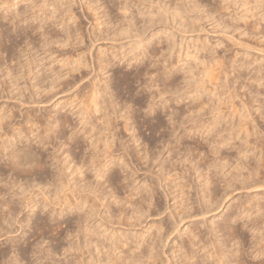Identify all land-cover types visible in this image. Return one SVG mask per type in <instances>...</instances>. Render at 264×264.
<instances>
[{"label": "rangeland", "instance_id": "1", "mask_svg": "<svg viewBox=\"0 0 264 264\" xmlns=\"http://www.w3.org/2000/svg\"><path fill=\"white\" fill-rule=\"evenodd\" d=\"M93 1H95V0H0V37H1L0 38V45H2V46H0V48H1L0 49V52H1L0 53V68H1L0 69V85H1V82H3L2 85L0 86L3 89L2 90L0 88V95H1L0 96V114L2 115V116L1 115L0 116H1V118H3L5 120V119H7V117L10 116V114L15 113V114H13L15 116L12 115L13 119L15 121L12 120L11 116H10L11 120L9 119L10 121L5 120V122L7 121L5 124L8 125V127H9L8 129L6 128L7 130L5 132L7 134V137H8V135H10L9 137H11L14 133V130L19 129L18 127L21 125L20 122L22 121L23 116L26 114V112L27 113L29 112L28 116H30L33 113L32 117L34 119H36V117H37V121L40 122V124H39L40 127L38 125H37L38 127L37 126L32 127L33 126L32 124L28 125L27 123L22 122L23 126L21 125V129H24V130L22 131L23 137L21 139H22V141H25L24 144L27 145V143H28V145H31V147H32L31 149H33L39 155L41 154V157L43 155L42 159L44 158L43 161L45 163H47L46 168H45V174L39 173V175H38V173H37L38 176L37 175L36 176H29L28 178L24 177V178H26V179H24L23 177H18L17 175L15 176V174L12 172L5 171V169L7 168L6 167L7 157H4V153H1V149H0V165H1L0 170L3 171V172L0 171L1 172L0 173V177H1L0 178V183H1L0 184V188H1L0 189V193H1L0 194V201H1L0 202V220H1L0 224H2V225H0L1 226L0 230H1V228H3V230H1L4 232V233L2 232L3 234H5V232H8V233L10 232L9 235L5 234L6 236H2L3 234L0 232V237H1L0 238V247H1L0 250H3V249L6 250V251H4V250L3 251L6 253V256L8 253L7 257H9V258H6V261L7 260L10 261L11 259H13V260H15V259L21 260L22 259L23 260L22 264L23 263L24 264L25 263L26 264H38L40 261L39 262L36 261V255H34V254H38L37 251L39 249L44 250L43 252L45 253V255H44L45 257L41 261V264H64V263L67 264V261H69L71 259L75 260L74 259L75 256L69 257V254H64L63 250L61 249L62 246L66 248L67 242H70L72 240V239H69V240L67 239L66 234L64 235L65 231L63 232V230H64V228L65 229L67 228L68 230L74 229L73 231H76V230L78 231L79 229L77 227H79V226L76 225L78 222L77 219L79 218V216H81L82 213H80L81 211H79V213H80L79 214L78 211H76V210H72V212H70V209H68V210L66 209L64 211L63 215L60 216V214H59L60 211L55 210V209H57V207L59 208V206L57 205L58 199L55 200L56 199L55 197L52 198V200L53 199L55 200L54 203H56V204H54L53 207L47 206L48 204L46 205L47 202L45 201L46 200L45 197H46L47 192H48L46 190H48L49 188L47 189V187L43 186L49 181V179L46 178L47 173H48V175H50V172H51V176L57 174L58 169L56 171V168H55V166L57 168H59V163H57V161H62V162L63 161H65V162L71 161L70 159H72V157L73 158L75 157V158H77V159H75L77 161H74L72 163L75 164L78 162V164H76V165L77 166L80 165L79 167L82 168V172H83V175L85 174L84 175L85 177L83 175L80 176L79 173L76 172L77 166H76V170H75V168H74L75 166H73L74 164H71V166L69 165L70 168L68 171H66L67 172L66 174H67V176H70V175L72 176V177L70 176L67 179L72 181L71 184H73V187H75L76 185H78V187H80L82 185L81 182H79L80 178L87 179V181L86 180L84 181L85 183L89 182L91 185L95 184L94 189L96 187V184L97 185L99 184V186H97L99 189L96 188L97 196L100 194H102V195L105 194L107 197H106V199H104L103 202L107 205V208L109 207L110 211L113 213L114 212L116 213L117 210H119V211H122V210L125 211L126 210V217L127 218H130L132 216V211H131L132 209L130 208L129 204H126L125 206L121 205V207L123 208L122 210L120 209V205H119V208H117L118 206L113 204V200H114L113 197L110 198L111 194H113V195L115 194L114 198L118 197L120 199H123L126 202L125 198H127V195L130 194L131 189L132 190L135 189L134 191H136V192L140 191V190L142 192V190H143V195H145L146 193H147L146 195H149L151 192H150L149 186H147V185L150 181L154 182V179H155L154 184L156 183L157 188L159 187V189H157V192L159 191L158 197L162 196V198L160 197V200H161L160 204L162 206L160 212L162 211V213H163V211H165L163 214H161L160 216H157V215H155L154 212H153L154 215L153 214L151 215V213H150V215L152 217H149L145 223H143L142 225H138V226H131V227L125 226L124 224H126V222L121 221V223H122L121 226L115 225L113 232L109 231L108 233L104 234L107 237H109L110 234L111 235L115 234V232L117 230L115 237L118 236L117 237L118 239L119 238L123 239V237H129L130 238L129 242H132V240H136V239L138 241L139 235L141 233H144L143 234L144 239H146V241L150 242V239H152L150 237L158 236V231H157L156 227L158 226L160 220L168 223L169 225L172 223L170 225L171 229L169 228L170 229L169 230L170 235L168 236L167 240L165 241L166 244L164 243L165 244L164 252H166V254L170 257V260L167 262L165 259H162V260H160V262L158 264H189L188 260L181 259V255L183 254V252L179 251V242L182 239V241H184L185 243H188L190 241L189 239H191L190 238V236H191L190 230L197 229V228H203L205 225L206 226L208 225L209 228L214 227V228H217L218 230H221V232H219L217 234V236H219V235H221V236L216 237L217 239L213 238L216 240V242L219 241L218 243H221L222 241L227 239V240H225L227 242L226 243L224 242V244H229V241H231V243H230L231 245H229V247H228V245L226 246L228 249L227 251H235L236 252L237 249L239 250V248H240L241 251L239 250L240 252H238V254L240 255V257L242 255V258H241V260L243 259L242 263L244 262V264H264V255H263V257L261 255L260 258L258 257L257 259H254L255 254L254 255L252 254V253H254L255 250H260L261 253L264 252V221L258 222V225L256 228L259 231H257L258 233L255 237V236H253L254 235L253 232H251L252 235L249 232V231H251V227L250 228H245V227L241 228L242 227L241 222L244 221L243 223H246V220L245 219L244 220L239 219V221L237 222L236 225L238 226V229L240 228L239 229V236H238L240 240L238 239V237H235V236L231 237V238H233V237L237 238V240H238L237 242H239V243L236 242L237 244H235L234 238L233 239L230 238L231 240H228L231 235L229 236L228 235V234H230L229 231H227L225 229V223H226V220L228 219V217H230L233 214L234 215L231 216V218L236 217V214H237L238 210L240 209L239 201H251V202L253 201V197H254L253 190H239L238 192L236 191V192H234L235 194L233 193L232 195H230V197L222 203L223 205H221V207L218 210H216L214 212L208 211L203 216L200 215V217H199L197 215L198 217L195 216V218H192L189 220L186 219L182 223H178L180 221V219L178 217H176V220L178 218L177 223H176V222H174L175 221L174 219H171V217H169V213H170V211H172L174 216L176 215L177 212H176L175 208H177V205H179L180 199L179 200H173L172 199L173 196L170 197L171 195H169V194L173 193L175 190V189H172V190L170 189L171 185L168 188L169 184H167V182H160V181L158 182L156 180V178L159 174L158 171H160L162 164H165L166 158H172V157H170L172 155L169 153L170 151L166 152L168 143L170 141L171 142H170L169 148L172 149L173 146L175 147L174 150H171V153H173V151L176 153L177 150H178L177 152H179V155L182 153L180 156L177 155L174 158L189 159L188 160L189 162L192 161V163L190 162L192 166L193 165L199 166L200 171H204V173L206 172V169H205L204 165L201 163L202 158L205 157L208 159H212V158H221L222 156L223 157L228 156L225 148H223V147L218 148L219 146L217 145V142H219L220 137H219V133L216 134V131L214 132L213 138H212V136L206 137L205 134L201 138V135H198L197 132H195V135L193 133L196 130V128L202 129L200 127H202L204 124L205 125L203 126V128L206 126V124L208 125L209 123L210 124L213 123L216 118L219 119V117L220 118L222 117V113L226 112L224 109L226 107L223 104V101L228 102L227 99H229L228 96H230L231 93H232L231 96L233 97L234 102L237 104L239 102V99H237L235 97L234 93L237 94L236 92H237L238 88L240 89L243 86L242 90L240 89L241 91L238 89L239 93L241 95L244 92L247 93L248 95H250L249 93H251L252 91H253L252 93L254 94L256 92V90L258 89L257 85H255L252 82H249L250 83V85H249L248 79L253 77V76H255V77L264 76V75H262V72H260L263 70L262 68L264 67V42H263L264 41L263 40L264 39L263 38L264 37L263 36L264 35V32H263L264 31V21L262 19L263 18L262 13L264 11V0H143L145 2L140 0V2L143 3V5H142L143 7L141 6L140 9H142V10L144 9L145 11L147 9H149L147 11L152 12V10H153V13L155 12L154 13L155 16L153 15L154 20H153L152 24L149 25L148 23L144 22L142 17L137 18V16L134 15V16H136V18H135L136 20L134 19L135 21L134 20L132 21V24L133 23L134 24L129 28V30L132 29L130 33H132V31H133V33L128 34V35L126 34V32H124V35H122L123 30L125 31L128 28L127 27L128 22L126 20L127 24L124 23L125 19H123V17L121 16V13H120L119 8H118V3L120 4L121 0H115V1L111 0V1H113L112 3L110 0H98V1H101L102 5L100 2H97V0L95 2H93ZM128 1L131 2L132 6L135 8V9H133V11L136 13L135 10L137 8H139V6L142 3H140L137 0H128ZM135 1L137 3H139L140 5L137 3H134ZM96 2L98 5L96 4ZM90 3H92V4H90ZM113 3H115L117 5V7H116V5L115 6L112 5ZM99 4L103 8L102 7L99 8L100 7ZM103 4L107 5V6H103ZM136 4L138 7L136 6ZM175 5L176 6L180 5L182 12L187 11L184 14L186 16L188 14V16H187L188 18L184 14L182 15L187 20L182 19V17L181 18L180 17L176 18L175 16L173 17L172 14L174 12V9H176ZM182 7H184V8H182ZM195 7L196 8L200 7V9H196ZM169 8L171 10L172 9L173 10L171 11ZM212 8L213 9L215 8L214 11L216 10L217 13L210 17L209 16L210 15V9H212ZM97 9H99L102 12H100ZM168 9L172 12V14ZM97 11H98V13H97ZM106 11L109 14H107ZM104 13L106 14V16L109 15L108 19H107V17H104ZM119 13H120V15H119ZM219 13L221 15H219ZM234 13H237L241 16L243 14V17H245V19H246V16H247L248 19H246V20L244 19L243 21L236 23L235 20L232 21L233 18H229V16H228L229 14L233 15ZM5 16L7 18L6 20L4 18H2ZM71 16H72V18H71ZM9 17L10 18L13 17L12 20L9 19ZM120 17H122V19L124 21ZM110 18L112 20H110ZM139 18L141 20L138 22ZM98 19H100V20H98ZM9 20H11L12 22ZM258 20H260V21H258ZM110 21H112V23H110ZM120 21L123 23H121ZM244 21H246V22H244ZM222 22H223V24H222ZM244 23H246V24H244ZM125 24L127 26H124ZM219 24H222V26L226 25V26H228V28L226 30H224V32H223L221 30L222 28L220 27ZM121 25H123V26H121ZM145 25H147V26H145ZM257 25H259V26H257ZM119 26H121L123 28H121ZM141 26L143 28L145 26L144 31H143V28L141 29ZM226 26H225V28H226ZM39 27H40V29L42 28L41 29L42 31L39 29L38 30L35 29V28H39ZM138 27H139V29H138ZM256 27L259 28L260 31L262 30L261 34H260V31L257 30ZM135 28H136V30H135ZM146 28H148V29L146 30ZM120 30H121L122 34H121V32H119ZM253 30L255 33L252 32ZM116 31H118L121 35L119 33H117ZM138 31L141 32V35H140V33H137ZM240 32L243 35L240 34ZM42 33L46 34L47 37L45 35H43ZM69 33H70V35H67V36L65 35V34H69ZM138 35L140 38L144 39L145 45L149 46L148 50H144L145 47L142 48L143 50L138 48L139 46L136 43H138V41L140 39L139 40H138V38L134 39V36L137 37ZM131 36H133V38ZM67 37L70 38V40H68L69 42L66 40V39H68ZM158 39H162L163 43L157 45V43H155V42H158ZM134 40L137 42L133 43ZM149 40H151V41H149ZM1 41H2V43H1ZM27 44H29V46ZM168 44H169V47H168ZM15 45H18V46H15ZM5 47H6V49H5ZM135 48H137L138 50ZM161 48H162V50H161ZM4 49L8 50V51H5ZM21 49L24 51V53H23V51H21ZM152 49H155V51H157L156 55H155L156 57L154 55L151 56L149 54V53H151ZM9 51H11L10 55H9ZM20 52L22 53L23 56H20ZM144 52L147 55L141 61V57L143 56ZM137 54H139L140 56L142 55V56L140 57ZM214 57L217 59L222 58V60H221L222 64L214 63L212 60ZM138 59H140V60L138 61ZM101 60L103 61V64H102L103 66L101 65L103 67V71L100 69L101 67L99 65ZM76 61H77V63L80 62L79 63V64H81L80 67L78 66L79 64H77V65L75 64ZM29 62L31 64H29ZM36 62H37V64H36ZM107 62H111L112 68L111 67L108 68L109 70L105 69V65L107 64ZM246 62H248V63H246ZM7 63H9V64H7ZM239 63L242 66H240ZM91 65H93V67ZM76 66H78V68ZM169 66L172 68V73H173V78H171V80L174 81L176 86L178 85L177 87L174 86V89L178 88V90H173V87L171 88L170 86L168 87V89L170 88L169 90L166 89L168 83H170V80H169V82H167V80L164 81L163 78H166L167 71L171 69ZM230 66L233 67L234 69L232 68L233 69L232 70ZM14 67H15V69H14ZM23 67L25 69H23ZM246 67H247V69H246ZM258 67L261 70L260 69L257 70ZM10 68H12L16 71L13 70L11 73ZM145 68H147V69L145 70ZM6 70H10V73L12 74V76L10 75L11 76L10 78L13 77L12 79L15 78L14 80H12L8 77ZM30 70H32L33 72L32 71L30 72ZM162 70L163 71L165 70V71L163 72ZM18 71H19V73H18ZM230 71L231 72L233 71V72L231 73ZM256 71H258V72H256ZM15 72L18 73L19 76H18V74L16 75ZM20 72H21V74H20ZM137 72H140V74H143L140 77H138L139 79L137 77H135L137 75L136 74ZM146 72H149V73L153 72V73L148 75L149 77L148 76L146 77L145 76ZM13 73H15V74H13ZM25 73H26V75H25ZM31 73H33V74H31ZM255 73H256V75H254ZM53 74H55V75H53ZM163 74H165V76H163ZM237 74H238V76H242L239 80H238ZM14 75H16V76H14ZM34 75H37V76H35L37 79H35V77H33ZM43 75H45V76H43ZM154 75H156V76H154ZM224 75H226V76H224ZM22 76H23V78H22ZM46 76H48V77H46ZM52 76H54V77H52ZM125 76H126V78H125ZM40 77H42V78H40ZM55 78H57V79H55ZM59 78L61 79V81L59 80ZM158 78H159V80H158ZM53 79L59 80V81H56V82H58L57 85H59L58 86L59 89H58V87H56V89L55 90L52 89V92H51V94L54 92L52 95L56 96V94H57L56 97L52 96L49 92L50 91L49 90L50 89V83ZM101 79L106 81L107 84L104 85V81ZM126 79L129 80V81H127L128 82L127 84H129L127 86L123 85L125 83ZM15 80L18 83L14 82ZM31 80H32V82H31ZM41 80L44 83H42ZM132 80H134V81H132ZM65 81H66V83L67 82H69V83L67 85H64ZM159 81L161 82V84ZM162 81H163V83H162ZM38 82L40 85L35 86V84L37 85ZM70 82H71V84H70ZM150 82L151 83L155 82V83H159V84H158V86H155L157 84L154 83L155 87H153L151 89H143L144 86H142V85H146V83L148 84ZM25 83H26V85H25ZM10 84H12V85H10ZM33 85H34V87H31ZM68 85H70V86H68ZM29 86L31 87V89ZM65 86L66 87L68 86V87L66 88ZM125 86L129 87V89L126 88ZM164 86H165V88H164ZM41 87H43V88H41ZM94 87H95V89L98 88V91L96 89L98 94H99V89L105 88V87L107 88L106 89L107 94L106 95L104 94L105 95L104 97H106L107 100L103 97L100 98V95H98L99 97H98L97 102H99L98 104H100V106L104 105V104H101V103H103L102 100H106V102H107L106 104L109 103L108 105H111L110 99H111V97L113 98V100H112V102L114 103L113 108H111L112 105L108 106V108H110V109H108V111L110 110L109 112L111 113L110 114L108 112L109 113L108 119L111 123L110 122H109V124L106 123L107 125H109L110 128L107 127V129H105V127H104L105 130H103L102 127L107 126V125L106 124L103 125L102 124L103 121H100L98 119V117H100V115H98L99 113L97 114L95 112V108L93 106L94 103L92 100L93 99L92 98V92H93ZM179 87H180V90H179ZM235 87H236V89H235ZM20 88L22 91H20ZM33 88H35L36 90L40 88L41 92L43 91L42 94H44V96L42 94H40L41 93L40 91L37 90V92H36V90ZM45 88L48 91L47 94H46ZM64 88H65V91H64ZM27 89H28V91H27ZM32 89L35 92L32 91ZM57 89H58V91H57ZM109 89H110V91H109ZM165 89H166V91L168 90L167 94H166V92H164ZM24 90H26L27 92L25 91L26 93H23L21 95V93L24 92ZM44 90H45V92H44ZM170 90H171V93H170ZM172 90H173V92L174 91L175 92L173 93ZM2 91H4V93ZM30 91L33 92L32 94L34 96L30 94ZM11 92H12V94H10ZM38 92H40V93H38ZM172 93H173V95H171ZM227 93H229L230 95ZM2 94L3 95L5 94V95L3 96ZM39 94L41 97V98L39 97L40 99L38 97H36V95L39 96ZM179 94H180V96H179ZM19 95H21V96L24 95L23 96L24 99H23V97L21 98V96H19ZM28 95H30L31 98L33 96L31 103L26 101V99L28 101L31 100V98ZM107 95H109V96H107ZM248 95L244 99H246L248 97ZM45 96H46V98H43L44 99L43 100L42 97H45ZM51 96L54 97V98H52L53 100L49 98ZM195 96H196V98L194 99L193 97H195ZM35 97L38 99V100L36 99L37 101H40L43 103H40V102L35 103V101H36ZM48 98L50 101L48 100ZM99 98L101 99V101L99 100ZM108 98H109V100H108ZM175 98L176 99L178 98L179 100L178 99L176 100ZM183 98L186 100H184ZM187 98H188V100H187ZM191 98H192V100H191ZM41 99H42V101H41ZM197 99H198V101H197ZM167 100H168V102H166ZM189 100H191L192 102L188 103ZM124 101H126V102H124ZM258 101H259L258 103L260 106H262L264 104L263 103L264 102L263 97H260ZM20 102L21 103L24 102L25 105L23 106V104H22V106H20ZM129 102L131 104L130 107H129V105H130ZM193 102L195 103V105L203 102L204 104L206 103V106H204L205 108H203L201 110L200 114H198V113L192 114L193 115V118H192L191 113L188 114L189 109H190L188 107L189 106L190 107L195 106ZM145 103L148 104V106ZM151 103H156V106H155L156 109H154L155 112L153 111L152 113H150V109L148 108L150 106L149 104H151ZM125 104H127V105H125ZM123 106H124V108H123ZM125 106H127V107H125ZM115 110H116L117 115H115V113H114ZM259 110H263V107L259 108ZM11 111H13V112H11ZM91 111H94V112H91ZM120 111H121V113H120ZM171 111H173L174 113H172ZM118 112H119V114H118ZM176 112H177V116L179 114H182V112L184 114L186 113V116L179 115L180 117L177 118V117H175L176 115H174V114H176ZM18 113H19V115H18ZM21 113H24V115ZM79 113H81V114H79ZM93 113H95L96 115ZM20 114H21V116H20ZM172 114H173V116H172ZM187 114H188V116H187ZM256 114L257 115H254V116L258 120L259 126L260 127L262 126L261 128L264 129V119L261 120L258 118V115H259L258 112ZM80 115H82L80 118L84 117L88 123L86 121H83L84 119L81 120L79 118ZM85 115H86V117H85ZM189 115H191V116H189ZM26 116L27 115H25V117ZM129 116H133L131 121L126 120L129 118ZM226 116L228 118L229 113H227L225 115V119H227ZM188 117H191V118L187 119ZM63 118L66 120L68 119L67 120L68 124H66L65 127L61 126V121L64 120ZM96 118H97V120H96ZM133 119L136 121H134ZM191 119L193 121H191ZM4 120H3V123H4ZM94 120L96 121L95 124L93 122ZM196 120H198V121H196ZM236 121H238V119ZM49 122H51V123H49ZM52 122H54V123H52ZM59 122H60V124H59ZM81 122L87 123V125H85L86 127L84 125L82 126ZM90 122H92V123L90 124ZM235 123L237 124V122H235ZM46 124L52 128V132L49 133V136H50L49 139L50 138L51 139L50 140L48 139V141H47L48 144H46V146L43 147L42 144H40V145L38 144L39 138H36V136L39 133H41V134L43 133L42 134L43 136L47 135L44 132V130H42L43 128L45 129ZM221 124L223 125V123H221ZM221 124L216 128L218 132H219L220 128L223 127ZM14 125H15V127H14ZM92 125L94 127L97 126L98 127L97 129L100 128L99 133H97L98 131L96 129H94L95 132H93L94 136L96 133L94 140L96 139L98 142V143L96 142L97 143L96 147L98 146V148H96L97 151L95 152V154L96 155L100 154L97 156H101V157L96 156V158H98V161L100 160V162H102L105 158L106 159L103 162H107V160L110 161V158H111V160L113 158L112 161H115V165L118 164L116 167L112 166V164L109 166L110 168H112V167L113 168L112 169L109 168L110 170L107 169L108 171L106 172L104 179L100 183H97L94 180L96 172L92 171V170H95L97 167L95 168V166H91L90 165L91 159H89V157L91 156V152L93 150L90 147H88L91 138L88 140L87 135H88V133L89 134L91 133L90 126H92ZM57 126H58V128H55ZM131 126H133V127L131 128ZM160 126H162V128H160ZM24 127H26V128H24ZM53 127H54V129H53ZM84 127L86 128V130ZM134 127H135V130L133 131ZM173 128L175 130L174 134L175 133L176 134L175 135L173 134L174 136H169L170 132L173 133L172 132ZM115 129H116V131H115ZM166 129H167V131H165ZM55 130H56V132H55ZM86 131H87V135L85 134ZM185 132L190 133L188 138H187ZM18 133L19 132H16L15 136H17V137H15L14 140L19 137ZM59 133H60V135L63 134L65 136L64 139H60V140L58 139L57 140L55 138V136H57ZM75 133H77V135H76V138L74 140V137H73L74 135L72 136V134H75ZM106 135H109V136H106ZM224 135H226V134L223 133L222 137ZM70 136H71V138L73 137V139H70ZM168 136H169V138H168ZM7 137L5 138V136H3V140L5 141V140L9 139ZM106 137H107V139H106ZM161 137L163 139H161ZM181 137H183V138L181 139ZM108 138L110 140L109 141L110 143L107 142ZM133 138L134 139L136 138L137 140L136 139L134 140ZM138 138H140L139 140H141V141H139ZM177 138H179V139H177ZM119 139L120 140L122 139L121 141H123V143L125 142L127 147H128V151H129L130 155L127 158L129 161L131 160L130 164L132 165V166L130 165V167L128 169L127 168H121L122 162L119 161L117 157H115V156H117V154L114 151H116L115 148L119 142V141L117 142V140H119ZM131 139H133V140H131ZM165 139H167V140H165ZM168 139H169V142H168ZM202 139H204L203 142L201 141ZM243 139L244 138H242V140ZM14 140H12V141L8 140V141L14 142ZM26 140L28 141L27 143H26ZM51 140H52V142H51ZM61 140L63 142H61ZM66 140H68V141H66ZM212 140H213V142H212ZM8 141L7 142L5 141V143H8ZM17 141H20V138H18ZM57 141H59V142H57ZM64 141H66V142H64ZM177 141H181V143L179 144ZM76 142H78V143H76ZM105 142L107 143L106 144L107 146H105V144H104ZM144 142L147 144H145ZM234 142H235L236 146H239L240 144L243 145V143L240 142L239 139H236ZM1 143H0V146L2 145ZM58 143H59V145H58ZM128 144H129V146H128ZM144 144L146 145L145 147L143 146ZM203 144H205V146ZM175 145H177V146L179 145L180 146L179 148L181 150L182 149L183 150L182 151L179 150V148ZM85 146H86V148H85ZM76 147H77V149H76ZM186 147H188V148L191 147V148H189L191 151L189 150V152H186L184 149ZM215 147H217V148H215ZM192 148H194V149H192ZM198 148H200V150ZM59 149H60V151H59ZM88 149L91 151V152L89 151L90 153L88 152ZM196 149H197V151H196ZM216 149L219 150L218 154H217ZM254 149H255L254 147H251L250 152L252 151L254 153L256 151L255 157L257 155L259 158V155H261V153H259V151L256 149L254 151ZM83 150H84V152H82ZM143 150L145 152L146 151L148 152V156H150V158H158L159 163L153 162V164L155 163L154 166L150 167L151 169L147 168V166L144 165L143 162L139 160V158H141V156L145 157V152ZM158 150L160 152H158ZM192 150H193V152H192ZM98 151H99V153H98ZM162 151H163V153H162ZM138 152H139V156L137 154ZM161 153H162V155H161ZM175 153H173V154H175ZM214 153H215V155H214ZM51 154L53 155V157H50V156H52ZM92 154H93V152H92ZM66 155H70L69 157L67 156L68 160L66 159ZM88 155H89V157H87ZM229 155L232 158H235L234 151H232V150L229 151ZM218 156H220V157H218ZM55 158H56V160H55ZM49 159L52 161H49ZM57 159H59V160H57ZM82 159L86 160V161H83ZM174 161H176V159ZM87 162H89V163H87ZM93 162H95V160ZM82 163H84V164H82ZM169 163H171V161H169ZM119 164H120V166H119ZM52 165H54V166H52ZM84 165H86V167ZM95 165H99V164L97 163ZM187 165H188V163H187ZM191 165L189 164V166H191ZM175 166L179 169V170L177 169V172L179 174H182L184 171L187 172L186 171L187 168H185V167L183 168L182 165H180V163L175 164ZM49 167H50V169H49ZM91 167H92V169H91ZM146 168L149 171H151L152 173L150 172L151 173L150 174ZM46 169H48V170H46ZM86 169H89V170L86 172ZM97 169H99V167ZM125 169H126V171H125ZM181 170H183L182 173L180 172ZM46 171H47V173H46ZM74 171H75V173H74ZM109 172H110L111 182L110 183L108 182V184H107L105 181H107L106 176H107V174H109ZM190 173L189 172L185 173V176L189 178ZM72 174H74V175H72ZM75 174L79 175V177L76 176ZM4 175H5V177H4ZM44 175H45V177H43ZM244 175L247 176L246 172H244ZM16 177H18V178H16ZM129 177L131 178V180ZM154 177H156V178H154ZM221 177L222 176L220 175L217 178L219 181L218 182L216 181L217 182L216 185L217 184L219 185V182H221L219 186L217 185V187H219V188H217L219 195L221 193L223 194V190H224L223 189L224 179L222 177V181H221V179H220ZM14 178H16L18 181H16V179H14ZM196 178H197V175H194V177L192 176V181L195 180ZM19 179H20V181H19ZM35 179H36V181H35ZM39 179L42 180L43 184L37 186V183L40 182ZM24 180H26V181L24 182ZM112 180H113V182H112ZM32 181H34V182H32ZM80 181H82V179ZM197 181L198 180L196 179L195 180L196 184L193 183L194 186L195 185L197 186V184H199ZM13 182L15 184H18L15 186L16 189L14 188L15 184ZM30 182H31V185H30ZM73 182H75V183H73ZM84 182H82V183L84 184ZM5 183H6V185H4ZM33 183L35 185H33ZM78 183L81 185L79 186ZM165 183H166V185H165ZM19 184L21 185V187H22V185L24 186L23 192L20 188H18ZM201 184L203 185V182H201ZM201 184H199V185H201ZM199 185L197 187H199V189H200ZM31 186H33V187H31ZM34 186L35 187L37 186V187L35 188ZM100 187H101V189H100ZM211 187H213V186H211ZM113 188H115V192H113L114 191ZM137 188H139V189L136 190ZM144 188H145V190H144ZM224 188H225V186H224ZM50 189H49V191H51L53 189L52 191L55 192V190H54L55 188H52L51 190ZM190 189H191V187L189 186V187L184 189V192H186L187 196H194V191L190 190ZM18 190H19V192H18ZM248 191H250V192H248ZM148 192H150V193L148 194ZM204 192H205V190H204ZM124 193H126V194H124ZM15 194H16V196H15ZM61 194H60V197L63 196V194L62 195ZM165 194L166 195L168 194L169 197L166 198ZM176 194L178 195V192H175V194H172V195L176 196ZM105 195H104V197H105ZM164 195H165V197H164ZM23 196L25 198H23ZM17 197H20V198H17ZM137 198H139V196ZM137 198H134V199L137 200ZM179 198H181V196ZM176 202H178L177 205H176ZM260 202L264 203V201L263 202L260 201ZM6 203H8V204H6ZM28 204H29V207H32V209H33L32 211L29 210V207L26 208V205H28ZM146 204L144 205L145 211L149 210V207H148V205L146 206ZM253 204L254 203H252V205ZM45 205H46V208L44 209L43 206H45ZM11 207H12V209H11ZM246 207L250 208V206H248V205ZM7 210H10V211H7ZM104 211L102 213V216L104 215L105 217L109 218L110 214L109 215L107 214V209H104ZM117 213H118V211H117ZM10 215H12L14 217L11 216L9 218L8 216H10ZM76 215L78 218L76 217ZM2 217H6L7 222L2 221V219H1ZM16 217H17V219H16ZM12 218H14V220H11ZM8 219H10L11 221H8ZM68 219H69V221H68ZM224 219H225V221H223ZM143 220L138 221L136 224H140V222H143ZM240 220H242V221H240ZM69 222H70V224H69ZM173 222H174V225H173ZM40 223H42V224L44 223L45 225H48L49 227H51L53 229H55V228L57 229V226L61 225L62 232H63V234H62L63 239L61 240L60 245L61 244H64V245H62V246L57 245L58 242H56V238L54 237L56 235V231L54 233L49 234L45 230L44 233H46V236H43V235H45L43 233V231L41 232L40 230L35 229L36 226L39 225ZM10 224H11V226H9ZM27 224H28V226H27ZM211 224L215 225V226L212 227ZM65 225H67V226H65ZM25 226H26V228H25ZM61 227L57 229V232L60 231L59 229H61ZM69 227H70V229H69ZM131 228H133V229H131ZM189 228H190V230H189ZM223 229H225V230L223 231ZM38 231H40V232H38ZM47 233L49 235H47ZM135 235H137V236H135ZM240 235H241L242 239L240 238ZM6 238H8V239H6ZM218 238H220V239L218 240ZM39 239H40V241H39ZM222 239H224V240H222ZM83 240H84L83 237L80 236V240L78 241V243H81L84 245ZM28 241L31 243L30 247L31 246L32 247L24 255V252H22V250H24L23 247H25V243ZM33 241H34V243H33ZM75 241H76V239L74 241L72 240L71 243H73V242L75 243ZM196 241H198V238H197V240H194V242H196ZM62 242H64V243H62ZM36 245L37 246L39 245V246L35 247ZM56 245L59 246V248ZM131 245L132 246H130V247L133 249L134 244H131ZM233 245H236V246L232 247ZM9 246H10V248H8ZM198 246L201 247L202 244H199ZM198 246H196L195 248H192L195 251L193 262H197L196 264H199V263L200 264H211L213 259H209V261L206 260L203 263L201 262L204 259V253L205 252H199L197 250ZM120 251L123 252L122 255L118 253ZM120 251L117 252L119 254V256H125V254H127V252H126L127 248L126 247L124 249H120ZM55 252L58 253V254L56 253V256L54 254ZM197 252H199V253H197ZM46 253H47V255H46ZM94 253L96 254L95 250L93 251V254ZM52 254H54V255L51 256ZM88 254L89 253H87L85 250V255H84L85 259L84 258L83 259L86 261L89 260ZM226 254H227V252H226ZM228 255L229 254H227V256ZM230 255H229V257H231ZM64 258H66V259H64ZM67 259H69V260H67ZM229 259H231V260H229ZM229 259H228L229 262L233 261L232 258H229ZM65 260H67V261L65 262ZM69 262H71V261H69ZM234 263L236 264V262H234ZM2 264H4V263H2ZM213 264H216V263H213ZM232 264H233V262H232Z\"/></svg>", "mask_w": 264, "mask_h": 264}, {"label": "bare ground", "instance_id": "2", "mask_svg": "<svg viewBox=\"0 0 264 264\" xmlns=\"http://www.w3.org/2000/svg\"><path fill=\"white\" fill-rule=\"evenodd\" d=\"M96 1V0H95ZM95 1H93V2H95ZM111 1V0H110ZM115 1V0H114ZM123 0H121V2H120V4L118 3V8H119V11H120V13H121V16L123 17V19H125V22L124 23H126L127 24V22H128V26L125 24L124 26H127L128 28L124 31L123 30V34H122V32H121V30L119 31V32H121V34L122 35H124V32H126V34L128 35V34H132L133 33V31H132V33H130L131 32V30H129V28L134 24H132V21L136 18V16H137V18L138 17H142V19L144 20V22L145 23H148L149 25H151L152 24V22H153V15L155 16V12L153 13V10H152V12H150V11H147V10H149V9H147L146 11L143 9H140L141 8V6L143 5V3L142 2H140V0H137V1H139L140 3H142L141 5L139 4V3H137L136 1L134 2V3H137V4H139L140 6H139V8H137L135 11H136V13L133 11V9H135L133 6H132V4H131V2L130 1H128V0H124L123 2H122ZM143 1V0H142ZM97 2H100L101 3V1H98L97 0ZM97 2H96V4H97ZM103 2V1H102ZM113 1H111V3H112ZM143 2H145V1H143ZM105 3V2H104ZM90 4H92V3H90ZM137 4H136V6H137ZM173 4V3H172ZM98 5V4H97ZM100 5V4H99ZM101 5H102V3H101ZM100 5V7L99 8H101L102 6ZM112 5H116L115 3H113ZM103 6H107V5H104L103 4ZM135 6V7H136ZM116 7H117V5H116ZM138 7V6H137ZM143 7V6H142ZM178 7V8H177ZM98 8V7H97ZM103 8V7H102ZM145 8V7H144ZM175 8L176 9H174V12H173V14H172V10L170 11L169 9V11L171 12V14L173 15V17L175 16L176 18L177 17H182V19H185L182 15L184 14V13H186L187 11H185V12H182V10H181V8H180V5L178 6H176L175 5ZM182 8H184V7H182ZM196 8V7H195ZM107 9V8H106ZM105 9V10H106ZM196 9H200V7H197ZM215 9V8H214ZM214 9L212 8V9H210V17L211 16H213V15H215L216 13H217V11L215 10L214 11ZM97 10H99V9H97ZM103 10V9H102ZM104 10V11H105ZM118 10V9H117ZM167 10V11H168ZM188 10V9H187ZM220 10V9H219ZM218 10V11H219ZM100 11V10H99ZM168 11V12H169ZM189 11V10H188ZM100 12H102V11H100ZM97 13H98V11H97ZM106 13H107V11H106ZM120 13H119V15H120ZM189 13V12H188ZM102 14V13H101ZM107 14H109V13H107ZM134 15H136V16H134ZM185 15V14H184ZM219 15H221L220 13H219ZM99 16V15H98ZM103 16V15H102ZM186 16V15H185ZM187 16H188V14H187ZM186 16V17H187ZM229 16V18H233L232 19V21L233 20H235L236 21V23H238V22H241V21H243L244 19H245V17H243V14H242V16L241 15H239V14H237V13H234L233 15H231V14H229L228 15ZM245 16V15H244ZM257 16V15H256ZM8 17V16H7ZM101 17V16H100ZM104 17H107V19L109 18V15L108 16H106V14L104 13ZM122 17H120L121 19H122ZM262 19H263V21H264V11H263V13H262ZM2 18H4L5 20L7 19L6 18V16L5 17H2ZM13 18V17H12ZM12 18H10L9 17V19H11L12 20ZM16 18V17H15ZM71 18H72V16H71ZM99 18V17H98ZM188 18V17H187ZM105 19V18H104ZM106 19V20H107ZM122 19V20H123ZM246 19H248V17L246 16ZM245 19V20H246ZM11 20H9V21H11ZM14 20V19H13ZM98 20H100V19H98ZM105 20V21H106ZM110 20H112L111 18H110ZM126 20H127V22H126ZM136 20V19H135ZM134 20V21H135ZM141 19L139 18V20H138V22L140 21ZM185 20H187V19H185ZM220 20V19H219ZM109 21V20H108ZM124 21V20H123ZM258 21H260V20H258ZM12 22V21H11ZM107 22V21H106ZM121 22V21H120ZM137 22V21H136ZM244 22H246V21H244ZM110 23H112V21H110ZM121 23H123V22H121ZM222 24H223V22H222ZM222 24H219L220 25V27L222 28L221 30L224 32V30H226L227 28H228V26H226V28H225V26H222ZM244 24H246V23H244ZM248 24V23H247ZM138 25V24H137ZM148 25V26H149ZM218 25V26H219ZM121 26H123V25H121ZM121 26H119V27H121ZM143 26V25H142ZM141 26V29L143 28ZM145 26H147V25H145ZM145 26H144V28H143V31H144V29H145ZM257 26H259V25H257ZM41 27V26H40ZM40 27L39 28H35L36 30H41L40 29ZM134 27V26H133ZM64 28V27H63ZM121 28H123V27H121ZM126 28V27H125ZM137 28V27H136ZM136 28H135V30H136ZM257 28V27H256ZM34 29V28H33ZM138 29H139V27H138ZM137 29V30H138ZM148 28H146V30H147ZM254 29V28H253ZM134 30V29H133ZM257 30H259V28H257ZM42 31V30H41ZM260 31V30H259ZM262 31V30H261ZM260 31V34L262 33ZM67 32V31H66ZM117 33H119L118 31H116ZM115 32V33H116ZM136 32V31H135ZM252 32H254V30L252 31ZM264 32V31H263ZM137 33H140V35H141V32L140 31H138ZM143 33V32H142ZM255 33V32H254ZM259 33V32H258ZM43 34V33H42ZM120 34V33H119ZM120 34V35H121ZM240 34H242L241 32H240ZM246 34V33H245ZM253 34V33H252ZM259 34V35H260ZM43 35H45L46 36V34H43ZM66 36L67 35H70V33L69 34H65ZM243 35V34H242ZM136 36V35H135ZM134 36V39H136V38H138V43H136L137 41H133V43H136V44H138V48L139 49H142V48H144L145 47V49L144 50H148V48H149V46L148 45H145V43H144V39H142V38H140L139 37V35L137 36V37H135ZM241 36V35H240ZM261 36V35H260ZM264 36V35H263ZM47 37V36H46ZM45 37V38H46ZM132 38H133V36H131ZM242 37V36H241ZM1 38V37H0ZM68 39H66L67 41L68 40H70V38L69 37H67ZM264 38V37H263ZM262 38V39H263ZM48 39V38H47ZM51 39V38H50ZM264 40V39H263ZM66 41V42H67ZM132 41V40H131ZM149 41H151V40H149ZM60 42V41H59ZM69 42V41H68ZM264 42V41H263ZM1 43H2V41H1ZM64 43V42H63ZM155 43H157V45H159V44H161V43H163L162 42V39H158V42H155ZM11 44V43H10ZM14 44V43H13ZM30 44V43H29ZM29 44H27L28 46H29ZM0 46H2V45H0ZM14 46V45H13ZM15 46H18V45H15ZM11 47V46H10ZM158 47V46H157ZM156 47V48H157ZM168 47H169V44H168ZM153 48V47H152ZM1 49V48H0ZM5 49H6V47H5ZM4 49V50H5ZM8 49V48H7ZM11 49V48H10ZM9 49V50H10ZM18 49V48H17ZM23 49V48H22ZM21 49V51H23ZM135 49H137V48H135ZM158 49V48H157ZM3 50V49H2ZM138 50V49H137ZM143 50V49H142ZM161 50H162V48H161ZM5 51H8V50H5ZM4 51V52H5ZM27 51V50H26ZM141 51V50H140ZM160 51V50H159ZM10 52L11 51H9V55H10ZM15 52V51H14ZM156 52L157 51H155V49H152L151 50V53H149L151 56L152 55H156ZM1 53V52H0ZM6 53V52H5ZM8 53V52H7ZM23 53H24V51H23ZM27 53V52H26ZM160 53V52H159ZM18 54V53H17ZM162 54V53H161ZM137 55H139V54H137ZM147 54H145V52L143 53V56L141 57L140 55V57H141V61L144 59V57L146 56ZM158 55V54H157ZM20 56H23L22 55V53L20 52ZM26 56V55H25ZM238 56V55H237ZM236 56V57H237ZM156 57V56H155ZM154 57V58H155ZM137 58V57H136ZM215 58V57H214ZM212 59L213 60V62L214 63H216V64H222V62H221V60H222V58L221 59H217V58H215V59ZM103 59V58H102ZM130 60V59H129ZM137 60V59H136ZM140 59H138V61H139ZM237 60V59H236ZM5 61V60H4ZM3 61V62H4ZM9 61V60H8ZM135 61V60H134ZM235 61V60H234ZM13 62V61H12ZM32 62V61H31ZM129 62V61H128ZM136 62V61H135ZM10 63V62H9ZM9 63H7V64H9ZM80 63V62H79ZM79 63H77V61H76V65L77 64H79ZM144 63V62H143ZM246 63H248V62H246ZM11 64V63H10ZM29 64H31L30 62H29ZM36 64H37V62H36ZM91 64V63H90ZM103 61L101 60V62H100V69L103 71ZM106 64V63H105ZM130 64V63H129ZM240 64V63H239ZM2 65V64H1ZM28 65V64H27ZM80 65L81 64H79L78 66L80 67ZM102 65V66H101ZM145 65V64H144ZM10 66V65H9ZM8 66V67H9ZM78 66H76L77 68H78ZM92 67H93V65H91ZM113 66V65H112ZM155 66V65H154ZM240 66H242L241 64H240ZM244 66V65H243ZM3 67V66H2ZM26 67V66H25ZM111 67V62H107V64L105 65V69L107 70L108 68H110ZM170 67V66H169ZM231 67V66H230ZM248 67V66H247ZM247 67H246V69H247ZM37 68V67H36ZM76 68V69H77ZM112 68V67H111ZM171 68V67H170ZM181 68V67H180ZM233 67H231V69H232ZM262 68V67H261ZM1 69V68H0ZM9 69V68H8ZM11 69V73H12V71L15 69V67H14V69H12V68H10ZM23 69H25L24 67H23ZM75 69V68H74ZM147 68H145V70H146ZM234 69V68H233ZM232 69V70H233ZM236 69V68H235ZM258 69H260L259 67L257 68V70ZM263 70L262 71H260V72H262V75H264V67L262 68ZM73 70V69H72ZM109 70V69H108ZM174 70V69H173ZM178 70V69H177ZM240 70V69H239ZM243 70V69H242ZM245 70V69H244ZM254 70V69H253ZM261 70V69H260ZM7 71V74H8V77L10 78L11 76H12V74L10 73V70H6ZM14 71H16V70H14ZM32 70H30V72H31ZM52 71V70H51ZM101 71V72H102ZM163 71V70H162ZM165 71V70H164ZM163 71V72H164ZM182 71V70H181ZM33 72V71H32ZM105 72V71H104ZM109 72V71H108ZM141 72V71H140ZM140 72H137L136 74V76L135 77H140L141 75H143V74H140ZM157 72V71H156ZM177 72V71H176ZM231 72V71H230ZM233 72V71H232ZM231 72V73H232ZM235 72V71H234ZM241 72V71H240ZM256 72H258V71H256ZM6 73V72H5ZM16 73V72H15ZM15 73H13V74H15ZM18 73H19V71H18ZM18 73H16V75L18 74ZM142 73V72H141ZM153 73V72H152ZM152 73H149V72H146V74H145V76L147 77L148 75H150V74H152ZM175 73V72H174ZM242 73V72H241ZM20 74H21V72H20ZM23 74V73H22ZM31 74H33V73H31ZM58 74V73H57ZM69 74V73H68ZM155 74V73H154ZM157 74V73H156ZM159 74V73H158ZM258 74V73H257ZM11 75V76H10ZM16 75H14V76H16ZM24 75V74H23ZM25 75H26V73H25ZM42 75V74H41ZM53 75H55V74H53ZM227 75V74H226ZM226 75H224V76H226ZM241 75V74H240ZM254 75H256V73L254 74ZM18 76H19V74H18ZM35 76H37V75H34L33 77H35ZM43 76H45V75H43ZM49 76V75H48ZM48 76H46V77H48ZM51 76V75H50ZM58 76V75H57ZM103 76V75H102ZM152 76V75H151ZM154 76H156V75H154ZM162 76V75H161ZM163 76H165V74H163ZM237 76H238V74H237ZM253 76V75H252ZM259 76V75H258ZM21 77V76H20ZM52 77H54V76H52ZM59 77V76H58ZM129 77V76H128ZM149 77V76H148ZM242 76H238V80L241 78ZM13 78V77H12ZM12 78H10V79H12ZM18 78V77H17ZM22 78H23V76H22ZM28 78V77H27ZM40 78H42V77H40ZM125 78H126V76H125ZM171 78H173V73H172V68L170 69V70H168L167 71V73H166V78H163L164 79V81L165 80H167V82H169V80H170V83H168V85H167V88L166 89H168V87L170 86L171 88L173 87V90H178V88L177 89H174V86H176V84L174 83V81L173 80H171ZM186 78V77H185ZM246 78V77H245ZM15 79V78H14ZM14 79H12V80H14ZM20 79V78H19ZM18 79V80H19ZM35 79H37L36 77H35ZM47 79V78H46ZM55 79H57V78H55ZM55 79H53L52 81H51V83H50V94H51V92H52V89H56V87H58L59 85H57L58 84V82H56V81H61V79L59 78V80H55ZM139 79V78H138ZM150 79V78H149ZM148 79V80H149ZM22 80V79H21ZM101 80H103V79H101ZM136 80V79H135ZM158 80H159V78H158ZM161 80V79H160ZM186 80V79H185ZM11 81V80H10ZM42 81V80H41ZM47 81V80H46ZM104 81V80H103ZM127 81H129L128 79H126V81H125V83L123 84V85H129V84H127L128 82ZM132 81H134V80H132ZM152 81V80H151ZM14 82H16V83H18L16 80L14 81ZM13 82V83H14ZM31 82H32V80H31ZM99 82V81H98ZM160 82V81H159ZM249 82H252V83H254L255 85H257V87H258V89L256 90V92L253 94L252 92L251 93H249L250 95H248L247 93H243L242 95L239 93V90L241 89L242 90V87L238 90L237 89V94H235L234 93V95H235V97L237 98V99H239V102L236 104L235 102H234V99H233V97L231 96L232 95V93H231V95L229 94V93H227V94H229L230 96H228L229 97V99H227L228 100V102H225V101H223V104L225 105V107L226 108H224L225 109V111L226 112H223L222 113V117L220 118L219 117V119H215V121L213 122V123H209L208 125L206 124V126L203 128V126L205 125H203L202 127H200V128H202V129H197L196 127V130L194 131V135H195V132H197L198 133V135H201V138H202V136L205 134L206 135V137H211L212 136V138L214 137V132L216 131V134L217 133H219V137H220V140H219V142H217V145L219 146L218 148H220V147H223V148H225L226 149V153L228 154V156H225V157H221V158H212V159H208V158H202L201 159V163L204 165V167H205V169H206V172L204 173V171H200V169H199V166H192L191 165V163H192V161H188L189 159H185V158H174V157H176L177 155H179V152H177L176 151V153L173 151V153H175V154H173V153H171V150H174V146H173V148L171 149V148H169L170 147V142H169V139H168V146H167V151L166 152H169L170 154H172L170 157H172V158H166V160H165V164H162V166H161V168H160V171H158L159 172V174H158V176H157V178L156 177H154V178H156V180L159 182H167V184H169L168 185V188H169V186L171 185V187H170V189L172 190V189H175L174 190V192L173 193H171V194H169V195H171L170 197H172L173 196V200H179L180 199V202H179V205H177L178 204V202H176V205H177V208H175V210H176V215L174 216V214H173V212L172 211H170V213H169V217H171V219H174L175 221L174 222H176L177 223V220H178V218L180 219V221L178 222V223H182L184 220H186V219H192V218H195V216H199L200 217V215L201 216H203V215H205V213H207L208 211H211V212H214V211H216V210H218L220 207H221V205H223L222 203L224 202V201H226L229 197H230V195H232L234 192H238L239 190H253V194H254V197H253V201L251 202V201H239V206H240V209L238 210V212H237V214H236V217L234 218H231V216H233V215H231L230 217H228V219L226 220V223H225V229L227 230V231H229V233L230 234H228L229 236V239L228 240H231V239H235L234 241H235V244H237V243H239V242H237L238 240H237V238H235V237H238L239 236V229H238V226L236 225L237 224V222L239 221V219H245L246 220V223H243L244 221H242V220H240V221H242L241 223H242V227L241 228H250L251 227V231H249L250 233L251 232H253L254 233V235L253 236H255L256 237V235H257V231H259V230H257V225H258V222L259 221H261V222H263L264 221V203H261L260 201H264V129L263 128H261L260 126H259V122H258V120H257V118L254 116V115H257L256 113L258 112L259 113V115H258V118L259 119H261V120H263L264 119V104L262 105V106H260L259 105V98L260 97H263L264 98V76H262V77H255V76H253V77H251V78H249L248 79V83ZM2 83L3 82H1V85H2ZM42 83H44L43 81H42ZM69 82H67L66 83V81H65V83H64V85H67ZM101 83V82H100ZM155 83V82H154ZM154 83L152 82H150V83H146V85H142V86H144V88L143 89H151V88H153V87H155V86H158V84L159 83H155V84H157V85H155L154 86ZM162 83H163V81H162ZM165 83V82H164ZM188 83V82H187ZM227 83V82H226ZM251 83V84H252ZM15 84V83H14ZM70 84H71V82H70ZM107 84V82L106 81H104V85H106ZM142 84V83H141ZM140 84V85H141ZM160 84H161V82H160ZM189 84V83H188ZM0 85V86H1ZM10 85H12V84H10ZM25 85H26V83H25ZM38 85H40L39 84V82H38V84L36 85L35 84V86H38ZM49 85V84H48ZM97 85V84H96ZM95 85V86H96ZM165 85V84H164ZM181 85V84H180ZM249 85H250V83H249ZM14 86V85H13ZM46 86V85H45ZM68 86H70V85H68ZM67 86V87H68ZM125 86V87H126ZM163 86V85H162ZM178 86V85H177ZM176 86V87H177ZM247 86V85H246ZM19 87V86H18ZM30 87V86H29ZM31 87H34V85L33 86H31ZM31 87H30V89H31ZM40 87V86H39ZM64 87V86H63ZM66 87V86H65ZM66 87V88H67ZM107 87V86H106ZM101 88V89H99V94H98V88H96L97 89V91H96V89H95V87H94V89H93V92H92V100H93V103H94V108H95V112L98 114V115H100V117H98V119L100 120V121H103L102 122V124L103 125H105L106 123H108L109 124V111H108V109H110V108H108V106H111L112 105V107L111 108H113V106H114V103L112 102V100H113V98L111 97V105H108V104H106L107 102H106V97H104L107 93H106V89L107 88ZM240 87V86H239ZM256 87V88H257ZM1 88V87H0ZM5 88V87H4ZM12 88V87H11ZM25 88V87H24ZM23 88V89H24ZM37 88V87H36ZM41 88H43V87H41ZM49 88V87H48ZM126 88H128L129 89V87H126ZM131 88V87H130ZM164 88H165V86H164ZM227 88V87H226ZM249 88V87H248ZM2 89V88H1ZM6 89V88H5ZM15 89V88H14ZM19 89V88H18ZM33 89H35V88H33ZM32 89V91H34ZM46 89V88H45ZM58 89H59V87H58ZM58 89H57V91H58ZM166 89L164 90V92H166V94H167V91L170 89H168L167 91H166ZM235 89H236V87H235ZM247 89V88H246ZM3 90V89H2ZM36 90V89H35ZM38 91H40L41 92V90H40V88L39 89H37ZM37 90H36V92H37ZM70 90V89H69ZM173 90H172V92H173ZM179 90H180V87H179ZM240 90V91H241ZM252 90V89H251ZM254 90V91H255ZM15 91V90H14ZM17 91V90H16ZM20 91H22L21 90V88H20ZM26 90H24V92H22L21 93V95L23 94V93H26L27 91H28V89H27V91L25 92ZM64 91H65V88H64ZM109 91H110V89H109ZM228 91V90H227ZM236 91V90H235ZM3 93H4V91H2ZM1 92V93H2ZM10 92V91H9ZM13 92V91H12ZM12 92L10 93V94H12ZM35 92V91H34ZM40 92H38V93H40ZM43 92V91H42ZM42 92L40 93V94H42ZM44 92H45V90H44ZM47 89H46V94H47ZM63 92V91H62ZM132 92V91H131ZM175 92V91H174ZM173 92V93H174ZM179 92V91H178ZM232 92V91H231ZM33 92H31L30 91V94L31 95H33L32 94ZM54 93V92H53ZM52 93V94H53ZM61 93V92H60ZM59 93V94H60ZM111 93V92H110ZM109 93V94H110ZM115 93V92H114ZM169 93V92H168ZM170 93H171V90H170ZM173 93L171 94V95H173ZM198 93V92H197ZM8 94V93H7ZM29 94V93H28ZM36 94V93H35ZM40 94H39V96H37L36 95V97H40ZM51 94V95H52ZM105 94V95H104ZM163 94V93H162ZM176 94V93H175ZM188 94V93H187ZM190 94V93H189ZM3 95V94H2ZM5 95V94H4ZM3 95V96H4ZM9 95V94H8ZM16 95V94H15ZM21 95H19V96H21ZM43 96H44V94H42ZM41 95V96H42ZM98 95H100V98H105L106 100H102V102L103 103H101V104H106L105 106L103 105H101L100 106V104H98L99 102H97L98 101ZM248 95V97L246 98V99H244L246 96ZM1 96V95H0ZM24 96V95H23ZM23 96H21V98L23 97ZM27 96V95H26ZM30 98H31V96L30 95H28ZM34 96V95H33ZM33 96H32V98H33ZM49 96V95H48ZM52 96H55V95H52ZM49 97L50 99H52V98H54V97ZM56 96H57V94H56ZM55 96V97H56ZM107 96H109V95H107ZM113 96V95H112ZM161 96V95H160ZM164 96V95H163ZM178 96V95H177ZM179 96H180V94H179ZM16 97V96H15ZM35 97V100L37 99ZM115 97V96H114ZM162 97V96H161ZM199 97V96H198ZM227 97V98H228ZM26 98V97H25ZM29 98V99H30ZM32 98H31V100L30 101H28L27 99H26V101L27 102H29V103H31V101H32ZM41 98V97H40ZM39 98V99H40ZM43 98H46V96L45 97H42V99ZM49 98H48V100H49ZM99 98V100L101 101V99ZM194 99L196 98V96L195 97H193ZM23 99H24V97H23ZM42 99H41V101H42ZM176 99V98H175ZM178 99V98H177ZM176 99V100H177ZM184 99V98H183ZM190 99V98H189ZM34 100V101H35ZM38 100V99H37ZM36 100V101H37ZM44 100V99H43ZM53 100V99H52ZM108 100H109V98H108ZM165 100V99H164ZM163 100V101H164ZM179 100V99H178ZM184 100H186V99H184ZM187 100H188V98H187ZM191 100H192V98H191ZM191 100H189V102L188 103H190V102H192ZM226 100V99H225ZM20 101V100H19ZM35 101V103H38V102H40V101H37L36 102ZM50 101V100H49ZM196 101V100H195ZM197 101H198V99H197ZM26 102V103H27ZM124 102H126V101H124ZM165 102V101H164ZM163 102V103H164ZM166 102H168V100L166 101ZM28 103V104H29ZM34 103V102H33ZM32 103V104H33ZM34 103V104H35ZM40 103H43V102H40ZM92 103V104H93ZM128 103V102H127ZM194 103V102H193ZM264 103V102H263ZM22 104H23V106L25 105V103L23 102V103H21L20 102V106H22ZM118 104V103H117ZM129 104H130V102H129ZM146 104V103H145ZM165 104V103H164ZM187 104V103H186ZM262 104V103H261ZM123 105V104H122ZM125 105H127V104H125ZM133 105V104H132ZM147 106H148V104H146ZM150 106L148 107L149 109H150V113H152L153 111L155 112V110L154 109H156L155 108V106H156V103H151V104H149ZM194 105H195V103H194ZM131 106V104L129 105V107ZM142 106V105H141ZM159 106V105H158ZM157 106V107H158ZM163 106V105H162ZM166 106V105H165ZM187 106V105H186ZM204 106H206V103L204 104L203 102L202 103H199V104H196L195 106H193V107H188V108H190L189 109V112H188V114L189 113H191V115L192 114H195V113H198V114H200V112H201V110L203 109V108H205ZM125 107H127V106H125ZM136 107V106H135ZM143 107V106H142ZM160 107V106H159ZM261 107H263V110H259V108H261ZM13 108V107H12ZM116 108V107H115ZM123 108H124V106H123ZM166 108V107H165ZM169 108V107H168ZM167 108V109H168ZM10 109V108H9ZM119 109V108H118ZM12 110V109H11ZM120 110V109H119ZM19 111V110H18ZM90 111V110H89ZM107 111V112H106ZM114 111V110H113ZM126 111V110H125ZM174 111V110H173ZM173 111H171L172 113H174ZM186 111V110H185ZM11 112H13V111H11ZM22 112V111H21ZM82 112V111H81ZM91 112H94V111H91ZM109 112V113H108ZM29 113V112H28ZM28 113L26 112V114L25 115H27L26 117H25V115H24V113H21V114H23L24 116H23V119H22V121L20 122L21 123V125H22V122L23 123H27L28 125L29 124H32L33 126L32 127H36L37 125L39 126V124H40V122H38L37 121V117H36V119H34L32 116H33V113L30 115V116H28ZM115 115H117L116 114V110H115ZM120 113H121V111H120ZM130 113V112H129ZM128 113V114H129ZM180 113V112H179ZM227 113H229V116H228V118H227V116H226V118L227 119H225V115L227 114ZM13 114H15V113H12V114H10V116L12 117V120H14L13 119V116H15V115H13ZM21 114H20V116H21ZM79 114H81V113H79ZM78 114V115H79ZM86 114V113H85ZM88 114V113H87ZM93 114H95V113H93ZM111 114V113H110ZM113 114V113H112ZM118 114H119V112H118ZM131 114V113H130ZM188 114H187V116H188ZM1 115V114H0ZM13 115V116H12ZM18 115H19V113H18ZM17 115V116H18ZM89 115V114H88ZM91 115V114H90ZM96 115V114H95ZM126 115V114H125ZM124 115V116H125ZM135 115V114H134ZM174 115H176L175 117H180L179 115H184V116H186V113L184 114L183 112H182V114H179L178 116H177V112H176V114H174ZM191 115H189V116H191ZM2 116V115H1ZM1 116H0V143L2 144L1 146H0V149H1V153H4V157H7V164H6V169H5V171H8V172H12V173H14L15 174V176L17 175L18 177H29V176H36L37 175V173H38V175H39V173L40 174H45V168H46V165H47V163H45L44 161H43V159H42V157H43V155H42V157H41V154L39 155L38 153H36L33 149H31L32 147H31V145H28V141L26 140V143H27V145L26 144H24V142L25 141H22V131L24 130V129H21V125L18 127L19 129H15L14 130V133H13V135L11 136V137H9L10 135H8V137H7V134H6V130L9 128L8 127V125H6L5 123L7 122H5V120H11V118H10V116L9 117H7V119H3V118H1ZM16 116V117H17ZM82 115H80L79 116V118L81 117ZM84 116V115H83ZM121 116V115H120ZM172 116H173V114H172ZM214 116V115H213ZM15 117V118H16ZM85 117H86V115H85ZM126 117V116H125ZM128 117V116H127ZM132 117L133 116H129V118L128 119H126V120H132ZM195 117V116H194ZM6 118V117H5ZM40 118V117H39ZM65 118V117H64ZM63 118V119H64ZM123 118V117H122ZM183 118V117H182ZM185 118V117H184ZM191 117H188L187 119H190ZM192 118H193V115H192ZM41 119V118H40ZM45 119V118H44ZM81 120L82 119H84L83 121H86L87 122V120L83 117V118H80ZM186 119V120H187ZM196 119V118H195ZM238 119V121H236ZM3 120H4V123H3ZM9 120V121H10ZM39 120V119H38ZM55 120V119H54ZM53 120V121H54ZM68 120V119H67ZM66 119H64L63 121H61V126H64L65 127V125L66 124H68ZM90 120V119H89ZM93 120V119H92ZM96 120H97V118H96ZM134 120V119H133ZM175 120V119H174ZM184 120V119H183ZM185 120V121H186ZM15 121V120H14ZM48 121V120H47ZM134 121H136V120H134ZM170 121V120H169ZM191 121H193L192 119H191ZM195 121V120H194ZM196 121H198V120H196ZM80 122V121H79ZM94 122V124H95V120L93 121ZM128 122V121H127ZM235 122H237V124L235 123ZM19 123V122H18ZM17 123V124H18ZM49 123H51V122H49ZM52 123H54V122H52ZM82 123V122H81ZM88 123V122H87ZM87 123H85V122H83L82 123V126L84 125H87ZM92 122H90V124H91ZM111 123V122H110ZM113 123V122H112ZM184 123V122H183ZM192 123V122H191ZM221 123H223V125L221 124ZM48 124V123H47ZM46 124V127H45V129L43 128L42 130H44V132L47 134H45L46 136H43L41 133H39L37 136H36V138H39V140H38V144L40 145V144H42V146L44 147V146H46V144H48V139H49V133H51L52 132V128L50 127V126H48ZM59 124H60V122H59ZM89 124V125H90ZM127 124V123H126ZM222 125L223 127H221L220 128V130H219V132L217 131V127L219 126V125ZM10 125V124H9ZM44 125V124H43ZM53 125V124H52ZM88 125V126H89ZM107 125V124H106ZM174 125V124H173ZM172 125V126H173ZM178 125V124H177ZM198 125V124H197ZM200 125V124H199ZM202 125V124H201ZM11 126V125H10ZM17 126V125H16ZM23 126V125H22ZM37 126V127H38ZM111 126V125H110ZM128 126V125H127ZM13 127V126H12ZM14 127H15V125H14ZM40 127V126H39ZM86 127V126H85ZM84 127V128H85ZM104 127H105V129H107V127H109V125H107V126H103L102 128H103V130H105L104 129ZM133 126H131V128H132ZM175 127V126H174ZM7 128V129H6ZM24 128H26V127H24ZM55 128H58V126L57 127H55ZM69 128V127H68ZM90 128H91V135L88 133V135H87V131H86V135H87V138H88V140L91 138V140H90V143H89V146L88 147H90L93 151V154H92V152L88 149V152L90 151L91 152V158L89 157V155L87 156V157H89V159H91V166H95V168L97 167H99V169H95V170H92V171H95L96 172V175H95V182H97V183H100V182H102V180L104 179V177H105V174H106V172L108 171V170H110V169H112L113 167L112 166H117V165H115V161H112L113 160V158H112V160H111V158H110V161H108L107 160V162H103V161H105V159L102 161V162H100V160L98 161V158H96V156L97 155H100V154H95V152L97 151L96 150V148H98V146L96 147V145H97V140L95 139L94 140V137L96 136V133H95V136H94V133L93 132H95V130L94 129H96L98 132L97 133H99V129H97L98 127L97 126H90ZM101 128V129H102ZM110 128V127H109ZM160 128H162V126H160ZM53 129H54V127H53ZM60 129V128H59ZM130 129V128H129ZM137 129V128H136ZM171 129V128H170ZM12 130V129H11ZM57 130V129H56ZM56 130H55V132H56ZM85 130H86V128H85ZM102 130V131H103ZM135 130V127H134V129H133V131ZM90 131V130H89ZM113 131V130H112ZM115 131H116V129H115ZM128 131V130H127ZM131 131V130H130ZM165 131H167V129L165 130ZM177 131V130H176ZM4 132V133H3ZM13 132V131H12ZM16 132H19L18 133V138H20V141H17V139L18 138H16L15 140H14V138L15 137H17V136H15L16 135ZM31 132V131H30ZM36 132V131H35ZM42 132V131H41ZM62 132V131H61ZM60 132V133H61ZM101 132V131H100ZM105 132V131H104ZM114 132V131H113ZM112 132V133H113ZM173 133H171L170 132V134H169V136H174L175 134H174V132H175V130H174V128H173V131H172ZM192 132V131H191ZM24 133V132H23ZM27 133V132H26ZM34 133V132H33ZM60 133L57 135V136H55V138L58 140H60V139H64V135L62 134V135H60ZM132 133V132H131ZM186 133V132H185ZM223 133H225L226 135H224L223 137H222V134ZM25 134V133H24ZM54 134V133H53ZM84 134V133H83ZM135 134V133H134ZM174 134V135H173ZM31 135V134H30ZM74 135V136H73ZM76 135H77V133H75V134H72V136L74 137V140H75V138H76ZM136 135V134H135ZM189 135H190V133H186V136H187V138L189 137ZM3 136H5V138L7 137V138H9V139H7V140H5L6 142L9 140H14V142H9L8 141V143H5V141L3 140ZM26 136V135H25ZM85 136V135H84ZM106 136H109V135H106ZM134 136V135H133ZM138 136V135H137ZM169 136H168V138H169ZM185 136V137H186ZM27 137V136H26ZM69 137V136H68ZM73 137L71 138V136H70V139H73ZM136 137V136H135ZM237 137V138H236ZM241 137V138H240ZM34 138V137H33ZM67 138V137H66ZM86 138V137H85ZM97 138V137H96ZM110 138V137H109ZM109 138H108V141L107 142H109L110 140H109ZM137 138V137H136ZM135 138V139H136ZM183 137H181V139H182ZM242 138H244L243 140H242ZM28 139V138H27ZM51 139V138H50ZM49 139V140H50ZM106 139H107V137H106ZM134 139V138H133ZM133 139H131V140H133ZM134 139V140H135ZM140 138H138V140H139ZM161 139H163L162 137H161ZM172 139V138H171ZM177 139H179V138H177ZM180 139V140H181ZM192 139V138H191ZM199 139V138H198ZM208 139V138H207ZM236 139H239L240 140V142H242L243 143V145L242 144H240L239 146H236V144H235V140ZM29 140V139H28ZM36 140V139H35ZM78 140V139H77ZM122 140V139H121ZM120 139L119 140H117V142H118V144L116 145V151H114L116 154H117V156H115V157H117L118 158V160L119 161H121L122 162V167L121 168H129L130 167V161L128 160V158L127 157H129V151H128V147H127V145H126V143L124 142L123 143V141H121ZM137 140V139H136ZM165 140H167V139H165ZM203 140L204 139H202L201 141L203 142ZM32 141V140H31ZM66 141H68V140H66ZM66 141H64V142H66ZM99 141V140H98ZM112 141V140H111ZM115 141V140H114ZM139 141H141V140H139ZM138 141V142H139ZM182 141V140H181ZM181 141H177L179 144L181 143ZM215 141V140H214ZM34 142V141H33ZM51 142H52V140H51ZM57 142H59V141H57ZM61 142H63L62 140H61ZM97 142V143H96ZM132 142V141H131ZM137 142V143H138ZM212 142H213V140H212ZM76 143H78V142H76ZM110 143V142H109ZM145 143V142H144ZM210 143V142H209ZM215 143V142H214ZM50 144V143H49ZM53 144V143H52ZM105 144V146H107L106 144V142L104 143ZM136 144V143H135ZM145 144H147V143H145ZM143 145L144 147L146 146V145ZM166 144V143H165ZM200 144V143H199ZM213 144V143H212ZM58 145H59V143H58ZM61 145V144H60ZM67 145V144H66ZM77 145V144H76ZM115 145V144H114ZM201 145V144H200ZM204 146H205V144H203ZM216 145V144H215ZM216 145V146H217ZM78 146V145H77ZM80 146V145H79ZM128 146H129V144H128ZM175 146H177V145H175ZM202 146V145H201ZM211 146V145H210ZM247 146V147H246ZM35 147V146H34ZM143 147V148H144ZM172 147V146H171ZM178 148L180 147L179 145L177 146ZM184 147V146H183ZM198 147V146H197ZM251 147H254L256 150H258L259 151V153H261V155H259V158H258V156L256 155V157H255V149H254V153L251 151L250 152V150H251ZM80 148V147H79ZM85 148H86V146H85ZM177 148V149H178ZM189 148H191V147H189ZM188 147H186V148H184L185 149V151L186 152H189V149ZM215 148H217V147H215ZM214 148V149H215ZM72 149V148H71ZM76 149H77V147H76ZM75 149V150H76ZM151 149V148H150ZM192 149H194V148H192ZM199 150H200V148H198ZM62 150V149H61ZM82 150V149H81ZM99 150V149H98ZM130 150V149H129ZM160 150V149H159ZM158 150V152H160ZM179 150H181L180 148H179ZM183 150V149H182ZM181 150V151H182ZM234 151V153H235V158H232L230 155H229V151ZM59 151H60V149H59ZM65 151V150H64ZM144 151V150H143ZM191 151V150H190ZM196 151H197V149H196ZM216 151H217V154H218V152H219V150L218 149H216ZM57 152V151H56ZM68 152V151H67ZM82 152H84V150L82 151ZM86 152V151H85ZM89 152V153H90ZM145 152V151H144ZM143 152V153H144ZM152 152V151H151ZM192 152H193V150H192ZM215 152V151H214ZM75 153V152H74ZM73 153V154H74ZM98 153H99V151H98ZM162 153H163V151H162ZM162 153H161V155H162ZM181 153V152H180ZM216 153V152H215ZM215 153H214V155H215ZM65 154V153H64ZM69 154V153H68ZM71 154V153H70ZM115 154V155H116ZM138 154V156H139V152L137 153ZM182 154V153H181ZM180 154V155H181ZM200 154V153H199ZM216 154V155H217ZM257 154V153H256ZM52 155V154H51ZM112 155V154H111ZM179 155V156H180ZM190 155V154H189ZM202 155V154H201ZM200 155V156H201ZM67 156L69 157L70 155H66V159L68 160V158H67ZM178 156V157H179ZM3 157V158H4ZM50 157H53V155L52 156H50ZM55 157V156H54ZM97 157H101V156H97ZM110 157V156H109ZM184 157V156H183ZM187 157V156H186ZM218 157H220V156H218ZM255 157V158H254ZM47 158V157H46ZM80 158V157H79ZM65 159V160H66ZM75 159H77V158H73L72 157V159H70L71 161H57V163H59V168H57L56 166H55V168H56V171H57V169H58V171H57V174H55V175H52L51 176V172H50V175H48V173H47V171H46V173H47V179H49V181L45 184V185H43L44 187H47V189L49 188H55L54 190H55V192L54 191H52L51 189V191L53 192H51V191H49V189L48 190H46V191H48L47 192V195H46V197H45V201L47 202L46 203V205L47 206H50V207H53L54 206V204H56V203H54V201L55 200H57L58 199V202H57V205L59 206V208L57 207V209H55V210H58V211H60V216L61 215H63V213H64V211L67 209H70V212H72V210H76V211H78V213H79V211H81L80 213H82L81 214V216H79V218L77 217V215H76V217L78 218L77 220H78V222H77V226H79V227H77L79 230L77 231H73V230H68L67 228L65 229L64 228V230H63V232L65 231V233H64V235L66 234V237H67V239L69 240V239H72L73 241L76 239V241H75V243L73 242V243H71L72 242V240L70 241V242H67V247L65 248V247H63L62 245H64V244H61L60 245V243H61V240L63 239V237H62V234H63V232H62V227H61V225H58L57 226V229L58 228H60L61 227V229H59L60 231L59 232H57V229L55 228V229H53V228H51V227H49L48 225H45L44 223L42 224V223H40L39 225H37L36 226V228L35 229H37V230H40L41 232L43 231V233L45 232V230H46V232H48L49 234L50 233H54L55 231H56V235L54 236L55 238H56V242H58L57 243V245H59V246H62L61 247V249L63 250V253L64 254H69V257H72V256H75V260H73V259H71V260H69V259H67V260H69V261H71V262H69V261H67V260H65V262L67 261V264H158L159 262H160V260H162V259H165L167 262L170 260V257L166 254V252H164V246H165V241L167 240V238H168V236L170 235L169 234V230L171 229V224L169 225L168 223H166V222H164V221H161L160 220V222H159V224H158V226L156 227L157 228V231H158V236H154V237H150V238H152V239H150V242H148V241H146V239H144V233H141L140 235H139V240L137 241V239L136 240H132V242H129V237H123V239H121V238H117L118 236H116L115 237V234H116V232H117V230H116V232H115V234H113V235H111L110 234V236L109 237H107L106 235H104V234H106V233H108L109 231H114V226L115 225H120L121 226V221H125L126 222V224H124L125 226H138V225H142L143 223H145L146 221H147V219L149 218V217H152L151 215L153 214V212L155 213V215H157V216H160L161 214H163L165 211H163V213H162V211L160 212V210H161V208H162V206H161V204H160V197L162 198V196H160V197H158V192H157V189H159V187L157 188V185H156V183L154 184V182H155V179H154V182L153 181H150L149 183H148V185L147 186H149V188H150V192H148V194L149 195H143V190H142V192H141V190L140 191H134V190H132L131 189V191H130V194H128L127 195V198H125L126 199V202L123 200V199H120V198H118V197H115L114 198V196H115V194L113 195V194H111V197L110 198H112L113 197V204L114 205H116V206H118L117 208H119V205H120V209L122 210L123 208L121 207V205L122 206H125L126 204H129V206H130V208L132 209L131 211H132V216L130 217V218H127L126 217V210L125 211H119V210H117L118 211V213H117V211H116V213L114 214L113 212H111L110 211V209H109V207L107 208V205L103 202L104 201V199H106V195H105V197H104V195H102V194H100V195H98L97 196V191H96V188H98L97 186H99V184L97 185L96 184V187H95V189H94V185L95 184H90L89 182H87V183H85L84 181L86 180L87 181V179H83V178H80L79 179V182H81V184H79V186L80 187H78V185H76L75 187H73V184H71L72 183V181H70V180H68L67 178H69L70 176H67V172L66 171H68L69 170V165L71 166V164H74V163H72V162H74V161H77V160H75ZM86 159V158H85ZM131 159V158H130ZM176 159V161H174ZM55 160H56V158H55ZM57 160H59V159H57ZM61 160V159H60ZM64 160V159H63ZM80 160V159H79ZM83 160V159H82ZM95 160V162H93ZM139 160L140 161H142L143 162V164L144 165H146L147 166V168H150V167H153L154 166V164L156 163V162H158L159 160H158V158H150V156H148V152L146 151L145 152V157L144 156H141V158H139ZM171 161V163H169V161ZM4 161V160H3ZM49 161H52V160H50L49 159ZM83 161H86V160H83ZM90 161V160H89ZM173 161V162H172ZM56 162V161H55ZM82 162V161H81ZM153 162H155L154 164H153ZM87 163H89V162H87ZM99 164V165H95V164ZM109 163V164H108ZM159 163V162H158ZM167 163V164H166ZM177 163H180V165H182V167L184 168H187V172H191L190 173V175H189V178L188 177H186L185 176V173H187V172H183V170H181L180 172L183 174H179L178 172H177V167L175 166V164H177ZM187 163H188V165H187ZM76 164H78V162L77 163H75L73 166H75L74 168H75V170H76ZM82 164H84V163H82ZM112 164V168H110L109 166ZM189 164L191 165V166H189ZM88 165V164H87ZM143 165V166H144ZM1 166V165H0ZM52 166H54V165H52ZM80 166V165H79ZM79 166H77V170H76V172H78L79 173V175L81 176V175H83V172H82V168L81 167H79ZM85 167H86V165H84ZM83 166V167H84ZM119 166H120V164H119ZM118 166V167H119ZM132 166V165H131ZM90 167V166H89ZM4 168V167H3ZM110 168V169H109ZM132 168V167H131ZM146 168V169H147ZM49 169H50V167H49ZM52 169V168H51ZM72 169V168H71ZM84 169V168H83ZM91 169H92V167H91ZM108 169V170H107ZM151 169V168H150ZM46 170H48V169H46ZM89 169H86V172L88 171ZM122 170V169H121ZM130 170V169H129ZM148 170V169H147ZM179 170V169H178ZM0 171H2V170H0ZM50 171V170H49ZM73 171V170H72ZM71 171V172H72ZM113 171V170H112ZM125 171H126V169H125ZM149 171V170H148ZM246 172V174H247V176H245L244 175V172ZM3 172V171H2ZM85 172V173H86ZM151 171H149V173H150ZM1 173V172H0ZM74 173H75V171H74ZM152 173V172H151ZM150 173V174H151ZM3 174V173H2ZM1 174V175H2ZM192 174V175H191ZM37 175V176H38ZM72 175H74V174H72ZM76 175V174H75ZM79 175H76V176H78L79 177ZM85 175V174H84ZM83 175V176H84ZM94 175V174H93ZM112 175V174H111ZM153 175V174H152ZM194 175H197V182L199 183V184H201V182H203V185L201 184V185H199V184H197V186L199 185L200 186V189H199V187H197L196 185L194 186L193 185V183H195V180H193L192 181V176L194 177ZM221 175L222 177H223V179H224V186H225V188H224V186H223V194L221 193L220 195L218 194L219 192L217 191V188H219V187H217V185H216V183L219 181L217 178L219 177V176ZM51 176V177H50ZM82 176V177H83ZM4 177H5V175H4ZM18 177H16V178H18ZM40 177V176H39ZM43 177H45V175L43 176ZM72 177V176H71ZM85 177V176H84ZM126 177V176H125ZM222 177L220 178L221 179V181H222ZM1 178V177H0ZM13 178V177H12ZM16 178H14V179H16ZM31 178V177H30ZM74 178V177H73ZM130 178V177H129ZM5 179V178H4ZM24 179H26V178H24ZM38 179V178H37ZM41 179V178H40ZM39 179V180H40ZM82 179V181H80ZM127 179V178H126ZM125 179V180H126ZM188 179V180H187ZM217 179V180H216ZM3 180V179H2ZM6 180V179H5ZM28 180V179H27ZM33 180V179H32ZM106 180L107 181H105L107 184H108V182L110 183L111 182V177H110V172H109V174H107V176H106ZM130 180H131V178H130ZM16 181H18L17 179H16ZM19 181H20V179H19ZM22 181V180H21ZM26 180H24V182H25ZM35 181H36V179H35ZM74 181V180H73ZM217 181V182H216ZM32 182H34V181H32ZM82 182H84V184L82 183ZM94 182V183H95ZM112 182H113V180H112ZM157 182V183H158ZM14 183V182H13ZM18 183V182H17ZM27 183V182H26ZM73 183H75V182H73ZM220 183L221 182H219V185H220ZM1 184V183H0ZM15 184V183H14ZM24 184V183H23ZM41 184H43V182H42V180H40V182L39 183H37V186H39V185H41ZM113 184V183H112ZM133 184V183H132ZM196 184V183H195ZM4 185H6V183L4 184ZM16 185H18V184H15L14 185V188L16 189ZM29 185V184H28ZM30 185H31V182H30ZM33 185H35L34 183H33ZM104 185V184H103ZM159 185V184H158ZM165 185H166V183H165ZM218 185V186H219ZM9 186V185H8ZM26 186V185H25ZM36 186V187H37ZM128 186V185H127ZM191 187V189L190 190H193L194 191V196H187L186 195V192H184V189L185 188H187V187ZM211 186H213V187H211ZM23 185H22V187H21V185L19 184V187L18 188H20L21 190H22V192H23ZM27 187V186H26ZM31 187H33V186H31ZM35 187V186H34ZM35 187V188H36ZM113 187V186H112ZM4 188V187H3ZM42 188V187H41ZM110 188V187H109ZM213 188V189H212ZM1 189V188H0ZM19 189V190H20ZM99 189V188H98ZM100 189H101V187H100ZM114 189V191L113 192H115V188H113ZM130 189V188H129ZM139 188H137L136 190H138ZM19 190H18V192H19ZM128 190V189H127ZM144 190H145V188H144ZM147 190V189H146ZM149 190V189H148ZM200 190V191H199ZM204 190H205V192H204ZM4 191V190H3ZM170 191V190H169ZM168 191V192H169ZM220 191V190H219ZM21 192V193H22ZM26 192V191H25ZM24 192V193H25ZM128 192V191H127ZM145 192V191H144ZM175 192H178V195L176 194V196H174V195H172V194H175ZM247 192V191H246ZM248 192H250V191H248ZM63 194V196L62 197H60V194ZM1 194V193H0ZM3 194V193H2ZM6 194V193H5ZM23 194V193H22ZM61 194V195H62ZM124 194H126V193H124ZM235 194V193H234ZM21 195V194H20ZM25 195V194H24ZM59 195V196H58ZM117 195V194H116ZM160 195V194H159ZM166 195V194H165ZM165 195H164V197H165ZM169 195L167 194L166 195V198H168L169 197ZM181 196V198H179L180 196ZM193 195V194H192ZM6 196V195H5ZM15 196H16V194H15ZM19 196V195H18ZM58 196V197H57ZM139 196V198H137ZM187 196V197H186ZM220 198H219V197ZM4 197V196H3ZM53 197H55L56 199L54 200H52V198ZM17 198H20V197H17ZM23 198H25L24 196H23ZM22 198V199H23ZM134 198H137V200L136 199H134ZM21 199V200H22ZM124 201V202H123ZM1 202V201H0ZM151 204H150V203ZM175 202V201H174ZM147 203V204H146ZM252 203H254L253 205H252ZM4 204V203H3ZM6 204H8V203H6ZM25 204V203H24ZM38 204V203H37ZM44 204V203H43ZM42 204V205H43ZM146 204V206L148 205V207H149V210H147V211H145V208H144V205ZM10 205V204H9ZM8 205V206H9ZM36 205V204H35ZM41 205V204H40ZM46 205L45 206H43V208L45 209L46 208ZM250 206V208H247L246 206ZM23 206V205H22ZM160 206V207H159ZM10 207V206H9ZM29 207V204L28 205H26V208H28ZM147 207V208H148ZM35 208V207H34ZM9 209V208H8ZM11 209H12V207H11ZM10 209V210H11ZM104 209H107V214L109 215L110 214V217L108 218V217H105L104 215V217L102 216V213H103V211H104ZM168 209V208H167ZM10 210H7V211H10ZM16 210V209H15ZM29 210H33L32 209V207H29ZM41 210V209H40ZM48 210V209H47ZM169 210V209H168ZM52 211V210H51ZM34 212V211H33ZM53 212V211H52ZM68 212V211H67ZM105 212V211H104ZM38 213V212H37ZM56 213V212H55ZM77 213V212H76ZM77 213V214H78ZM79 213V214H80ZM150 213H151V215H150ZM175 213V212H174ZM210 213V212H209ZM235 213V212H234ZM34 214V213H33ZM52 214V213H51ZM17 215V214H16ZM20 215V214H19ZM154 215V214H153ZM12 215H10V216H8L9 218L11 217ZM18 216V215H17ZM34 216V215H33ZM36 216V215H35ZM56 216V215H55ZM72 216V215H71ZM70 216V217H71ZM197 216V217H198ZM12 217H14V216H12ZM19 217V216H18ZM58 217V216H57ZM176 217H178L177 218V220H176ZM74 218V217H73ZM2 219V221H6L7 219H6V217H2L1 218ZM16 219H17V217H16ZM76 219V218H75ZM144 219V220H143ZM11 220H14V218H12ZM10 219H8V221H11ZM43 220V219H42ZM41 220V221H42ZM51 220V219H50ZM71 220V219H70ZM143 220V222H140V224H136L138 221H142ZM1 221V220H0ZM68 221H69V219H68ZM72 221V220H71ZM223 221H225V219L223 220ZM255 221V222H254ZM7 222V221H6ZM13 222V221H12ZM20 222V221H19ZM30 222V221H29ZM75 222V221H74ZM174 222H173V225H174ZM3 223V222H2ZM11 223V222H10ZM175 223V224H176ZM224 223V222H223ZM13 224V223H12ZM19 224V223H18ZM26 224V223H25ZM43 226H42V225ZM58 224V223H57ZM66 224V223H65ZM69 224H70V222H69ZM97 224V225H96ZM0 225H2V224H0ZM5 225V224H4ZM73 225V224H72ZM81 225V226H80ZM212 225V224H211ZM224 225V224H223ZM9 226H11V224L9 225ZM13 226V225H12ZM21 226V225H20ZM24 226V225H23ZM27 226H28V224H27ZM51 226V225H50ZM65 226H67V225H65ZM213 226H215V225H212V227ZM1 227V226H0ZM5 227V226H4ZM22 227V226H21ZM71 227V226H70ZM70 227H69V229H70ZM217 227V226H216ZM9 228V227H8ZM12 228V227H11ZM25 228H26V226H25ZM29 228V227H28ZM76 228V229H77ZM170 228V229H169ZM224 228V227H223ZM34 229V228H33ZM131 229H133V228H131ZM188 229V228H187ZM225 229H223V231L225 230ZM1 230H3V228H1ZM0 230V232L2 233L3 231H1ZM67 230V231H66ZM101 230V231H100ZM189 230H190V228H189ZM248 230V229H247ZM9 231V230H8ZM40 231H38V232H40ZM13 232V231H12ZM17 232V231H16ZM36 232V231H35ZM219 232H221V230H218L217 228H209L208 227V225L206 226H204L203 228H197V229H193V230H190V234H191V236H190V238L191 239H189L190 241L188 242V243H185L184 241H182V239L180 240V242H179V251H181V252H183V254L181 255V259H183V260H188L189 261V264H196L197 262H193V260H194V253H195V251H194V249H192V248H195L196 246H198L199 244H202V246L201 247H199L198 246V248H197V250L199 251V252H205L204 253V259L201 261L202 263L204 262V261H206V260H208L209 261V259H213V261L211 262V264H213V263H216V264H232V262H233V264H235L234 262H236V264H244V262L242 263V261H243V259L241 260V258H242V255H241V257H240V255L238 254V252H240L241 250H240V248H239V250L237 249V251L235 252V251H227L228 249H227V245H228V247H229V245H231L230 243H231V241H229V244H224V242L226 243L227 241H225V240H227V239H222V240H224V241H222L221 243H218L219 241V239L220 238H218V242H216V240L215 239H213V238H216V237H219V236H221V235H219V236H217V234L219 233ZM4 233V232H3ZM2 233V234H3ZM18 233V232H17ZM42 233V234H43ZM47 233V235H49ZM137 233V232H136ZM171 233V232H170ZM1 234V235H2ZM5 234L6 235H9L10 234V232L8 233V232H5ZM5 234H3L2 236H6ZM45 235H43V236H46V233H44ZM189 234V235H190ZM251 235H252V233H251ZM42 236V235H41ZM80 236H82L83 237V242H84V245L83 244H81V243H78V241L80 240ZM135 236H137V235H135ZM232 236H235V237H233V238H231ZM11 237V236H10ZM62 237V238H61ZM1 238V237H0ZM54 238V239H55ZM197 238H198V241H196V242H194V240H197ZM224 238V237H223ZM227 238V237H226ZM231 238V239H230ZM240 238H241V235H240ZM6 239H8V238H6ZM217 239V238H216ZM238 239H239V237H238ZM242 239V238H241ZM42 240V239H41ZM50 240V239H49ZM124 240V241H123ZM240 240V239H239ZM39 241H40V239H39ZM45 241V240H44ZM43 241V242H44ZM46 242V241H45ZM44 242V243H45ZM51 242V241H50ZM53 242V241H52ZM233 242V241H232ZM237 242V243H236ZM33 243H34V241H33ZM62 243H64V242H62ZM165 243V244H164ZM234 243V242H233ZM30 242L28 241V242H26L25 243V247H23L24 248V250H22V252H24V255L28 252V250L32 247H30ZM42 244V243H41ZM131 244H134V248L132 249L130 246H132ZM241 244V243H240ZM239 244V245H240ZM33 245V244H32ZM40 245V244H39ZM38 245V246H39ZM44 245V244H43ZM56 245V246H57ZM83 245V246H82ZM24 246V245H23ZM37 245L35 246V247H38ZM59 246H57L58 248H59ZM236 245H233L232 247H235ZM241 246V245H240ZM56 247V248H57ZM127 248V254H125V256H119V254H121L122 255V251H120V249H124V248ZM231 247V248H232ZM1 248V247H0ZM8 248H10V246L8 247ZM57 248V249H58ZM65 248V249H64ZM230 248V249H231ZM4 250V249H3ZM0 250V264H2V263H4V264H22V259L20 260H18V259H15V260H13V259H9L10 261H6V258H9V257H7L8 256V253H7V256H6V253L4 252V251H6V250ZM19 250V249H18ZM85 250H86V252L87 253H89L88 255H89V260L88 261H86V260H84L85 259V257H84V255H85ZM95 250L96 251V254L94 253L93 254V251ZM234 250V249H233ZM236 250V249H235ZM44 250H42V249H39L37 252H38V254H34V255H36V261L37 262H39L38 264H41V261L43 260V258L45 257L44 255H45V253L43 252ZM51 251V250H50ZM53 251V250H52ZM61 251V250H60ZM118 251H120V252H118ZM36 252V251H35ZM36 252V253H37ZM119 254H118V253ZM199 252H197V253H199ZM226 252H227V254H231L230 256L231 257H229V255L227 256V254H226ZM234 252V253H233ZM15 253V252H14ZM18 253V252H17ZM44 253V254H43ZM51 253V252H50ZM56 253L57 252H55L54 254H55V256H56ZM196 253V254H197ZM54 254H52L51 256H53ZM58 254V253H57ZM241 254V253H240ZM253 255L255 254V256H254V259H257L258 257L260 258L261 257V255H262V257H263V255H264V252H262L261 253V251L260 250H255L254 251V253H252ZM251 254V255H252ZM23 255V254H22ZM33 255V256H34ZM46 255H47V253H46ZM50 255V254H49ZM48 255V256H49ZM127 255V256H126ZM239 255V256H238ZM47 256V257H48ZM58 256V255H57ZM46 257V258H47ZM65 257V256H64ZM232 258L233 259V261H228V259L229 258ZM20 258V257H19ZM84 258V259H83ZM228 258V259H227ZM64 259H66V258H64ZM47 260V259H46ZM229 260H231V259H229ZM35 261V262H36ZM24 264V263H23ZM26 264V263H25ZM65 264V263H64ZM200 264V263H199Z\"/></svg>", "mask_w": 264, "mask_h": 264}]
</instances>
